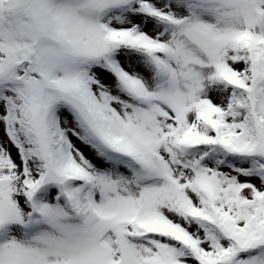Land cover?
I'll return each mask as SVG.
<instances>
[{
	"label": "snow or ice",
	"instance_id": "obj_1",
	"mask_svg": "<svg viewBox=\"0 0 264 264\" xmlns=\"http://www.w3.org/2000/svg\"><path fill=\"white\" fill-rule=\"evenodd\" d=\"M0 264H264V0H0Z\"/></svg>",
	"mask_w": 264,
	"mask_h": 264
}]
</instances>
